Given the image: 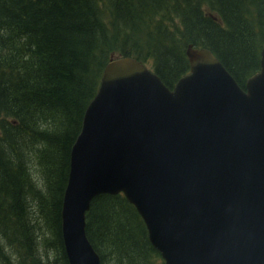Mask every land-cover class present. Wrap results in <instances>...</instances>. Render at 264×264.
I'll return each mask as SVG.
<instances>
[{"label":"trees","instance_id":"1","mask_svg":"<svg viewBox=\"0 0 264 264\" xmlns=\"http://www.w3.org/2000/svg\"><path fill=\"white\" fill-rule=\"evenodd\" d=\"M263 36L264 0H0V264H67L69 150L110 59L171 89L191 45L243 88ZM84 233L100 264H163L120 194L91 200Z\"/></svg>","mask_w":264,"mask_h":264},{"label":"water","instance_id":"2","mask_svg":"<svg viewBox=\"0 0 264 264\" xmlns=\"http://www.w3.org/2000/svg\"><path fill=\"white\" fill-rule=\"evenodd\" d=\"M168 89L142 63L104 66L69 150L60 208L67 264H100L84 233L99 195H122L163 264H264V36L240 88L187 45Z\"/></svg>","mask_w":264,"mask_h":264}]
</instances>
